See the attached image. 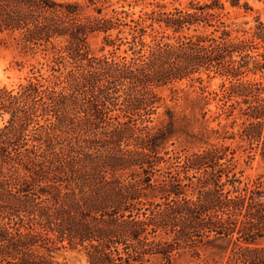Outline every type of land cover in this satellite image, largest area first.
I'll return each instance as SVG.
<instances>
[{
  "label": "trees",
  "instance_id": "16d2710c",
  "mask_svg": "<svg viewBox=\"0 0 264 264\" xmlns=\"http://www.w3.org/2000/svg\"><path fill=\"white\" fill-rule=\"evenodd\" d=\"M89 3L97 16L78 2L0 0V50L13 42L51 52L60 74L0 86V264H58L65 242L83 247L90 264H264V176L241 187L235 152L223 145L188 154L209 138L192 131L210 112L205 90L191 115L167 108L168 120L153 124L159 89L221 76L230 84L217 94L222 108L247 119L241 138L264 161V87L244 80L264 73V52L252 55L263 24L232 38L213 24L221 0L154 11L148 26L123 21L125 11L104 15L106 0ZM154 24L179 36L168 42ZM127 28L130 41L113 37ZM94 33L115 51L93 53ZM126 44L132 57H116ZM176 142L182 150L170 149Z\"/></svg>",
  "mask_w": 264,
  "mask_h": 264
},
{
  "label": "rangeland",
  "instance_id": "374dc122",
  "mask_svg": "<svg viewBox=\"0 0 264 264\" xmlns=\"http://www.w3.org/2000/svg\"><path fill=\"white\" fill-rule=\"evenodd\" d=\"M60 2L70 1L78 2L82 5V11L85 15H96V6H92L89 0H57ZM214 0H106L103 7L105 8L104 15L108 14L111 16L113 10L118 12L125 11L129 13V16L123 14L122 20L131 23L132 20L146 19V14H151L152 12L159 10L173 12L175 9H190L192 5L200 4H212ZM224 5L223 8H215L211 12L216 14V18L213 21L214 25L223 27L227 26V29L231 32L232 38H251L255 32H262L258 30V26L263 24L264 26V0H240L239 6H233L232 0H221ZM97 6H101L98 4ZM162 8H161V7ZM153 23L151 19H148L144 26H148ZM154 27L159 29L158 24H154ZM215 27H209L206 30L199 28L198 33L207 31V33L212 32ZM165 35L169 37L166 41L174 43L176 37L179 34H174L172 30H165L160 28ZM124 32L118 34V30L112 31L113 37L119 35L123 38V41H130L131 36L129 35V28L124 29ZM264 31V30H263ZM151 29H148V34ZM197 34L195 30H185L183 35H194ZM152 37L146 36V41L150 42ZM90 49L93 53L98 56L104 54H109L115 51L113 47L107 46L105 50H102L105 46L104 34L94 33L88 38ZM259 49L253 50L252 55L257 56L258 53L264 52V42L256 40ZM129 50V45H122L120 50L116 51V57L122 58L127 56L132 57V51ZM54 58V59H53ZM55 57L51 52H25L23 49L18 48L15 43H11L0 50V86L8 88H18L20 84H25L29 80L39 79L47 84L55 81L54 76H59L60 74L53 71V67L56 65ZM196 77H198L196 75ZM203 82H191L189 79L178 83L175 86H168L158 90V93L162 99L161 107L157 110V114L153 116L154 125H158L162 120H168L166 115L167 108L174 109L180 116L183 114L191 115V100L196 97L202 96L203 88L205 90V96L209 99L208 113L207 117L200 121H206L203 125L202 123L197 124L195 129L192 131L196 134L206 132L209 138H205L203 142H195L192 146L188 148V154L196 153L207 148L208 142L215 145H223L230 148L229 157H232V152L234 154L233 163L236 166V172L242 180L241 187L245 184L252 185L253 182L264 176V161L260 154H256V150H252L248 142H245L241 138L244 123H247L246 118L239 117V109L235 110L232 116H230V111L226 106L222 108L224 102H221L217 94H222V85L224 83L229 86V81L221 76H216L214 74L208 77L206 74H201ZM244 80L260 82L262 87H264V73L259 72L258 74L250 73L244 77ZM49 82V83H48ZM173 89H179L180 92L177 94ZM264 97V94L261 95ZM242 101V99H240ZM229 102L227 105H231ZM242 107H246L242 104ZM228 109V110H225ZM227 111V112H226ZM2 122L0 121V126ZM170 149L176 151L182 150L180 142H176L174 146ZM256 154L254 159H251L250 155ZM261 247H264V240L259 242ZM55 260L58 264H90L87 251L81 246H70L67 242L63 245H59V250L54 253Z\"/></svg>",
  "mask_w": 264,
  "mask_h": 264
}]
</instances>
